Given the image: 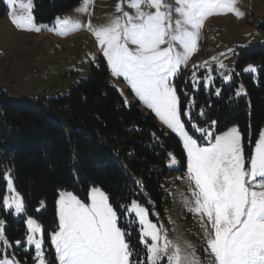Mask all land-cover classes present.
Instances as JSON below:
<instances>
[{
	"label": "snow or ice",
	"instance_id": "6c2138e0",
	"mask_svg": "<svg viewBox=\"0 0 264 264\" xmlns=\"http://www.w3.org/2000/svg\"><path fill=\"white\" fill-rule=\"evenodd\" d=\"M91 2L82 0L83 6L78 11L87 12ZM236 2L175 0L173 6L167 0H119L115 7L119 15L99 28H93L90 21L82 25L56 18L60 21V34L87 27L95 36L111 74L122 76L139 100L182 140L187 155V179L194 184L189 188L194 198V207L190 206L189 211L201 218L206 240L202 252L211 257L202 260L195 250L186 251L169 240L162 227L149 219V209L137 200L121 205L118 215L109 196L101 188L92 187L90 203L72 192L59 193L58 230L48 238L57 264H162V261L165 264H264V129L260 130L254 149L247 157L238 126L214 134L212 128L217 121H212L209 127L192 123V128L201 134L194 138L195 133L190 134L186 129L184 118L191 123L189 105L196 107L195 98L185 91L188 99L182 105L174 83L197 51L200 30L208 17L224 12L243 16L235 8ZM6 3L10 22L17 29L42 30L35 25L33 0H6ZM125 4L132 13L124 10ZM17 6L22 10L20 13L15 11ZM174 13L176 19H173ZM229 52L238 55L234 49ZM205 66L208 72L203 78L192 72L193 91L201 85L205 88L213 85L211 73L214 69L207 62L194 65V68ZM219 67L225 65L220 62ZM243 71L254 73L257 69L248 65ZM232 75L238 73L222 75L223 82L230 81ZM215 94L219 96L221 89L216 88ZM242 94H246L243 85L236 90L235 96ZM204 114L200 109L199 115ZM168 155L171 158L169 166L175 165V156ZM2 178L8 194L0 198V207L14 209V215H26V204L15 189L11 170H6ZM126 214H132L139 225L138 243L143 246V255L126 239L130 235L126 227L118 223L120 216ZM5 223L0 220V264H20L7 252L14 245L23 247V242L7 240ZM26 225V242L34 245L38 264H52L46 259L43 235L40 238L36 235L42 233L40 225L30 217ZM186 248L191 245L187 244Z\"/></svg>",
	"mask_w": 264,
	"mask_h": 264
},
{
	"label": "trees",
	"instance_id": "16d2710c",
	"mask_svg": "<svg viewBox=\"0 0 264 264\" xmlns=\"http://www.w3.org/2000/svg\"><path fill=\"white\" fill-rule=\"evenodd\" d=\"M80 1L33 0L34 18L38 23L51 22ZM260 29L264 31V22ZM249 62L260 64L257 77L241 72ZM235 73L229 85L217 76L211 87L201 85L193 91L192 70H183L174 83L182 105L188 99L185 91L196 101L195 108L189 105L191 123L185 117L187 124L209 127L217 121L212 128L216 132L235 124L248 151L264 124V43L239 52ZM198 76L203 78L204 73ZM241 85L246 94L237 97ZM216 88L221 89L219 96ZM169 153L184 173L187 159L181 141L160 127L129 90L109 82L103 59L93 66L89 79L63 97L13 98L0 93V198L8 194L2 177L10 169L15 189L26 204V215L0 207L7 240L24 239L26 219L35 218L51 249L48 238L58 228L56 199L61 190L87 200L90 189L100 187L117 209L147 198L162 212L170 202L165 179L173 173ZM41 201L45 209L37 212ZM137 237V230L128 237L132 246Z\"/></svg>",
	"mask_w": 264,
	"mask_h": 264
},
{
	"label": "rangeland",
	"instance_id": "374dc122",
	"mask_svg": "<svg viewBox=\"0 0 264 264\" xmlns=\"http://www.w3.org/2000/svg\"><path fill=\"white\" fill-rule=\"evenodd\" d=\"M118 2L119 0H92L88 5L87 12H84L78 11L83 6L81 0L79 4L58 17L61 20L67 19L71 23L79 22L82 25H86L90 21L93 28H99L108 25L112 19L119 15L115 11ZM167 2L175 6V0H167ZM235 8L242 12L243 16L237 17L234 12H224L210 16L205 20L198 37L197 51L188 59L183 70L195 71L197 76L200 72L206 75L208 72L207 66L194 68V65H204L207 62L214 69L211 73L214 78L218 76L223 84H231L233 75L228 82H223L222 80V75H229L231 72L235 73L236 71L238 55H233L229 52V49H234L239 54L243 49L264 43V31L260 29V25L264 22V0H237ZM33 10L34 7L32 12ZM124 10L130 13L133 12L126 4L124 5ZM8 11L6 0H0V93H5L13 98L27 97L34 99L41 95L63 97L69 94L72 87L89 79L93 66L97 67L99 65V59H103L106 62L95 36L87 27L60 34V21H57L56 17L48 23H38L35 20V25L42 27L40 32L21 30L10 22ZM15 11L20 13L22 10L17 6ZM176 18L177 14L174 13L173 19ZM241 45L244 47H238ZM177 47L179 48V46ZM221 53L224 55H221ZM213 57L216 58L215 61ZM220 62L225 65L224 68L219 67ZM248 65H253L257 71L254 73L244 72L243 69ZM107 68L109 82L124 91L129 90L134 99L140 103L142 109L151 113L160 127L165 129L166 132L174 134L182 143L180 137L168 129L139 100L124 78L122 76H113L108 65ZM259 68L260 64L258 62H249L243 67L241 72L257 77ZM191 125L186 123V129L190 134L195 133L194 138H199L201 134L196 132ZM233 126L237 125H230L223 131L216 132L213 130V132L214 134H221ZM262 129H264V124ZM255 141L252 144L249 143V150L247 151L244 139L242 140L246 157L253 151ZM198 142L202 143L203 141L198 139ZM176 161L175 165L170 166L173 173L165 178L170 202L164 207L163 211L158 210L146 197V202L137 201L149 209V219L156 223L158 227H162V231L166 233L169 240L179 244L186 251L195 250L196 255L202 260H210L211 257L202 252L206 240L204 227L201 226V218L199 215L189 211L190 206L194 207V198L191 191H189V188L194 187V184L187 179V167L184 173H180L178 171L179 161ZM62 191L65 190H61L59 193ZM89 194L90 191L88 192L87 200L80 198L76 194L74 195L85 203H90ZM58 199L59 194L56 199V214L59 224ZM186 201L188 202L187 204ZM38 208H40L39 212L45 209L44 201L43 206L40 203ZM117 211L119 215L122 209L119 208ZM32 219L42 229V233L36 234L37 238H40L43 235V227L38 220ZM0 220H2L1 216ZM118 223L126 227L130 233L128 237L134 236L135 230L138 231L134 247L143 255V246L138 243L139 225L135 223L134 216L132 214L120 216ZM208 230L211 232L210 225H208ZM19 241L23 242V247L14 245L7 252V255H14L20 264H38L35 258L34 245H29L26 242V236ZM187 244H190L191 248H186ZM44 250L46 259L52 261V264H57L54 248L51 247L50 249L45 243ZM162 264H165V262L162 261Z\"/></svg>",
	"mask_w": 264,
	"mask_h": 264
}]
</instances>
